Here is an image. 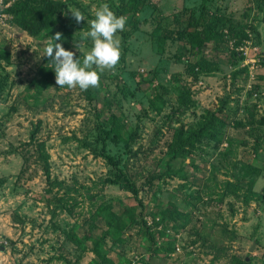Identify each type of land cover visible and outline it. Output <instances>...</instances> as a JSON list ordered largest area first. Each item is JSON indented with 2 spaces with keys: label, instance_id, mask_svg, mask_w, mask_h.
Here are the masks:
<instances>
[{
  "label": "rangeland",
  "instance_id": "rangeland-1",
  "mask_svg": "<svg viewBox=\"0 0 264 264\" xmlns=\"http://www.w3.org/2000/svg\"><path fill=\"white\" fill-rule=\"evenodd\" d=\"M15 1L0 0V264H264V0H139L135 15H122L119 61L100 73L91 101L56 85L43 56L49 38L14 24L6 10ZM120 1L65 0L62 37L74 59L91 47L96 8L120 16ZM202 10L221 15L225 30L242 28L243 43L228 35L199 53L187 20ZM200 57L209 70L189 74ZM44 76L52 83L35 89ZM111 112L105 152L136 199L105 181L116 170L97 154ZM211 117L220 142L183 143ZM173 205L186 218L155 226ZM73 227L81 245L68 238Z\"/></svg>",
  "mask_w": 264,
  "mask_h": 264
},
{
  "label": "trees",
  "instance_id": "trees-1",
  "mask_svg": "<svg viewBox=\"0 0 264 264\" xmlns=\"http://www.w3.org/2000/svg\"><path fill=\"white\" fill-rule=\"evenodd\" d=\"M131 2L127 1L125 3L120 1L121 3V8H120V15H123L124 13L127 12H132V14H136L138 10L140 9V1L139 0H130ZM65 8V0H20V1H15L11 4V7H9L6 12L9 13L12 16V19L14 21V24L28 32V34L33 37H44L48 36L49 42L52 39V36L55 35L56 33H59L61 36V40L58 41L61 43L62 47L65 46V49H68L69 44H67L62 37V32L63 28L65 25V22L62 17V10ZM203 11V10H202ZM221 15H211L209 14L206 10L200 13L197 17H189L188 18V23L187 26L188 28H191V41L194 40V43L198 44V51L199 53L202 52V42H211L212 46L214 47H219L221 46L222 43L227 42L228 35L232 37L233 39L237 34L242 33L243 37H245V34L242 31V28H239L237 30H225L224 29V23L223 20L221 19ZM176 21L178 22L179 19L175 18ZM72 20V19H71ZM74 21V18H73ZM177 27V25H176ZM195 34V35H194ZM166 36L167 33L165 34ZM176 36V35H175ZM243 37L241 39H234V46H238L243 43ZM5 58H7V55H5ZM48 61L49 64L47 66H50L52 68V64L50 63V58L46 57V60ZM209 63L206 60H203L201 57L196 60L195 62L188 63L187 64V72L189 74H194L198 72H206L209 70L208 67ZM46 69H48L46 66H44ZM49 70V69H48ZM52 83L51 78L44 76V78L41 81L34 82L33 87L37 90H42L45 88L48 84ZM93 92V87H90L89 89L86 90L87 93V98L89 101H91V94ZM110 104L108 103L106 108L108 111L110 110ZM100 112V111H99ZM109 121H105L103 125L109 124V129H106L105 127H100L99 131V140L101 142V148L98 151V155L103 156L104 158L107 159V161L112 164V166L116 170V174L113 178H106L105 181L109 184H115L120 187H123L127 189L129 192H131L132 197L134 199L137 198L138 195V188L136 187L135 183L130 181L125 172L119 167V165L116 163V161L113 160V157L105 152V146L107 144V140L111 138L113 133H115V127L114 123L115 117L114 114L111 112L109 113L108 116ZM216 118L211 117L209 120H207L206 123H204L200 127L199 133L195 135H191L185 139H183V143H190L192 144L194 141L199 140V138H203L205 136H209L211 139H214L217 142H220L221 139L219 137L220 131H215L216 129H213V122L215 121ZM221 123V122H220ZM36 131H34V135ZM115 135V134H114ZM182 145V144H181ZM181 146L177 148V150ZM176 151V149H175ZM43 168H44V174L48 178L50 174V168H49V163H48V155L45 153L43 155ZM172 171L167 172V174H170ZM161 178V175H155L152 176L151 180H158ZM140 204V203H139ZM100 214L103 217L104 212L109 211V208L106 206L101 207V209L98 210ZM186 213L183 211H179L175 205H173L167 212L163 213L162 217L160 218L159 221H153L155 226H158L162 222L165 223L167 220H171L172 223L171 225L175 227V222L174 220H177L176 218H180L184 220L186 218ZM105 216V214H104ZM104 218V217H103ZM188 218L186 219V221ZM186 221L182 223L184 226L186 224ZM141 223L143 225H146L145 220L141 219ZM77 228V226H76ZM73 227V230H70L68 232V238H70L74 243L77 245H81L82 242L75 235V229ZM148 230V227L146 228ZM175 231H177L175 229ZM148 238H151L148 236ZM152 239V238H151ZM94 246L97 245V241L93 242ZM103 259V262L109 261L108 258L104 257L103 255L101 256ZM101 262V261H100ZM236 264H252L249 259L244 260V261H239L236 262Z\"/></svg>",
  "mask_w": 264,
  "mask_h": 264
},
{
  "label": "clouds",
  "instance_id": "clouds-1",
  "mask_svg": "<svg viewBox=\"0 0 264 264\" xmlns=\"http://www.w3.org/2000/svg\"><path fill=\"white\" fill-rule=\"evenodd\" d=\"M76 23L84 19L79 10H70ZM88 30L85 36L90 39L91 47L81 60L74 59V52L62 47L59 33L52 36L44 47L43 56L50 58L55 83L59 87H78L81 91L96 87L99 75L105 70L113 69L120 58V39L116 35L125 29L126 18L117 16L102 3L94 12V18L88 20ZM77 51L79 44L75 45ZM93 66L94 69H93Z\"/></svg>",
  "mask_w": 264,
  "mask_h": 264
},
{
  "label": "water",
  "instance_id": "water-1",
  "mask_svg": "<svg viewBox=\"0 0 264 264\" xmlns=\"http://www.w3.org/2000/svg\"><path fill=\"white\" fill-rule=\"evenodd\" d=\"M1 248H3V247H1ZM253 248H254V243H252V245L249 247V251L253 250ZM248 259H249V258L246 257V260H248Z\"/></svg>",
  "mask_w": 264,
  "mask_h": 264
}]
</instances>
